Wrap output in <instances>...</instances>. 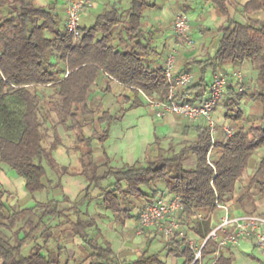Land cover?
<instances>
[{
	"label": "trees",
	"instance_id": "16d2710c",
	"mask_svg": "<svg viewBox=\"0 0 264 264\" xmlns=\"http://www.w3.org/2000/svg\"><path fill=\"white\" fill-rule=\"evenodd\" d=\"M166 1L106 2L92 25L81 24V37L75 41L58 0L48 4L0 0V163L23 177L30 193L53 188L45 159L53 169H60L61 176L69 172L68 166L59 165L52 156L61 143L58 128L62 126L75 134V148L81 151L79 174L87 181L84 195L92 196L94 187L101 188L109 179L114 181L100 193L102 205L112 213L114 222L123 226L134 217L135 200L151 203L167 192L184 199L183 224L205 239L213 227L212 214H218L216 199L230 205L235 214H262L258 210L264 200V156L251 173H245L256 152L264 148V19L256 15L264 11V0H248L241 5L239 11L247 16L245 21L231 16L233 0H204L227 18L224 24L200 30L219 38L216 50L207 57L181 59L178 71L191 72L193 79L185 91L178 89L176 97L193 104L201 103L209 91L208 70L218 71L227 64H250L255 70L254 84L245 80L244 92L229 90L220 104L233 133L227 134L220 124L213 149L210 128L200 124L194 139L180 149L166 148L157 138L143 161L115 167L105 149L103 162L96 161L93 149L96 141L105 142L108 130L95 128L85 134L91 123L111 117H97L90 103L92 91L102 82L108 91L111 81L132 88L136 96L129 109L143 105L135 87L167 96L165 61L149 58L152 45L145 34V11ZM121 99L130 100L126 95L118 96ZM243 101L257 105L246 114ZM193 124H185V135ZM50 128L55 138L47 147ZM190 156L195 161L193 168L185 164ZM244 177L243 192L236 196ZM158 182L162 186L156 185ZM8 194L0 185V264H69L63 262L66 247L56 240L58 227L46 223L48 217L61 221L58 226L69 224L66 235H76L90 250L83 262L113 264L112 245L97 241L92 232L99 230L95 218L73 219L69 212H74V206L64 207L55 198L33 206L9 207ZM198 211L207 215L197 219ZM163 241L162 252L182 259V264L192 263L193 251L184 239L164 237ZM27 245L31 248L25 253ZM216 247L215 241L208 240L203 249L207 260H213ZM162 252H144L133 264H166ZM211 262L236 264L234 254L227 250Z\"/></svg>",
	"mask_w": 264,
	"mask_h": 264
},
{
	"label": "rangeland",
	"instance_id": "374dc122",
	"mask_svg": "<svg viewBox=\"0 0 264 264\" xmlns=\"http://www.w3.org/2000/svg\"><path fill=\"white\" fill-rule=\"evenodd\" d=\"M36 3L38 0H34ZM42 3H49V0H40ZM127 2V0H123ZM192 2V3H191ZM189 6L181 7L180 12L178 14L185 15L190 21V32L191 36L195 40L194 47L183 46L179 49V52H187L189 57H207L208 54L214 53L217 45L213 44V39L217 37H212L211 35H201L200 28L202 24L205 26H214L219 25L221 21L217 19L216 15L212 16L208 14L206 11L207 7H205L206 2L203 0H191ZM66 0H58V5L63 9L65 8ZM236 2L233 5L234 8L237 7L236 13H239L240 7L236 6ZM103 6L98 5L93 9V14L91 20L93 21L96 14L102 9ZM150 9V8H149ZM147 9V10H149ZM63 11H66L63 9ZM182 11V12H181ZM233 13V9L231 11ZM240 14V13H239ZM238 14V15H239ZM260 18L264 19V11L256 14ZM220 17V16H219ZM198 19V20H197ZM240 20L245 21L247 18H241ZM88 22V20H86ZM85 21V22H86ZM150 20H147V23ZM174 24V22H173ZM147 33V34H146ZM165 33H168L167 36L174 35V29L167 27ZM147 39L151 40V45L155 47L156 53L155 57L160 60V62L165 61L169 54L163 48L164 43V34L162 31H158L151 26L149 31L145 32ZM151 37V38H150ZM172 43V39H171ZM170 43V45H171ZM170 47V46H169ZM205 48V49H204ZM169 49V48H168ZM206 51V52H205ZM177 55V63L181 64V60ZM236 67V66H235ZM240 68L244 71L246 75V80L249 83H253L255 79V70L250 64L243 65ZM249 69V72L247 71ZM213 70L210 69L207 72V82L209 83L212 77ZM254 84V83H253ZM49 90V89H47ZM46 90V91H47ZM48 92V91H47ZM122 94V95H121ZM126 95L130 98L128 101H124L121 99L118 100V96ZM136 94L132 89H113L106 90V82H102L91 93L90 103L92 107L96 111L97 117H101L104 114L109 115L111 117H107L101 123L95 124L91 123L89 127L85 128V134L89 135L95 128L108 130V137L103 144L98 141L95 142L93 149L95 151V159L99 162L104 161L103 151L104 149L108 152L111 157V165L115 167H122L124 164H132L136 161H143L147 155V152L150 148V145L155 142L157 138L162 139L163 145L167 148L169 146H174L176 150L180 149L183 145L192 141L195 137V132H190V134L185 135L182 131V127H179L178 130L172 129L171 126L165 124L164 120L160 117L155 116L152 113L151 108L149 107V103L145 96L139 94V97L143 101V105H139L134 108H130L133 99ZM257 103L254 101H243L242 109L246 114H249L253 107H256ZM95 115V116H96ZM166 118V117H163ZM219 123H228L226 120L225 111H220V117H218ZM61 143L59 146L52 151V156L57 161L59 165L68 164L69 172L66 175L61 176L60 169H53V167L49 164V161L45 159L44 166L47 172V175L50 179L54 181V187L51 190H44L37 193H30L25 188V180L23 177L19 176L14 170H12L8 165L0 163V185L2 188L8 190L7 195V205L9 207L15 206H33L37 202L45 203L50 199H58L62 201V205L65 206H74V212L70 211L69 214L71 218L76 219L78 216L82 218H97L101 221L104 219L102 216L108 215L109 217L113 216L110 211H107L102 205V199L100 197V193L102 187H107L110 182H114L112 179L106 180L102 183V187H94L91 195L85 196L82 191V186L87 184V181L84 176L77 174L79 170V155L80 151L75 148L76 146V137L74 133L67 132L63 129L62 126L58 128ZM48 137L45 142L47 147L50 146L51 142L54 140V132L52 128L48 130ZM84 149V148H83ZM264 156V148L259 149L254 157L250 160L249 168L246 171L245 175L251 173L255 166L258 164L260 159ZM188 168H193L195 165V161L193 157H189L185 162ZM73 174H72V173ZM247 177L241 182V188L237 191L236 196H239L241 192H243V185L246 183ZM46 183V180L44 179ZM59 184V185H58ZM83 184V185H82ZM58 185V186H57ZM62 185L65 188L69 189L70 195L62 194ZM158 186H162L161 183H156ZM261 211L264 208V200L260 202ZM238 207V206H236ZM264 214V213H262ZM221 213H218L217 218L220 217ZM64 221V219H63ZM104 221H108V219H104ZM46 223L52 224L56 226L58 235L59 244H62L67 247V250L64 252L63 262L70 261L69 264H75L77 259H83V256L86 255L82 252V249L85 248L84 243L79 241L80 238L76 235L72 236L71 232L67 234V229L70 230L69 224H64L63 226H58L61 224L57 218H47ZM102 225V224H101ZM63 229V230H62ZM94 232V231H92ZM63 234V236H62ZM107 237L115 238L116 234L114 231L106 232ZM120 237V236H119ZM137 237V236H136ZM79 239V240H78ZM55 240V242H56ZM146 238L137 237L135 242L139 244H146ZM39 241H42L41 239ZM164 241H159L158 239H154L152 245L149 246L148 253H158L162 252L164 247ZM54 246V243L52 244ZM30 245H27L25 248V253H28L30 250ZM81 249V250H80ZM85 250V249H84ZM235 250V263L236 264H264V255L262 256L257 248L254 247L253 244L242 242L239 247L234 248ZM90 252V250L88 249ZM81 252V253H80ZM248 254H253V257H249ZM161 256L168 263L171 262L172 256L167 255L166 252H162ZM179 263H182L183 260L179 259ZM78 262V261H77ZM87 263V262H86ZM85 263V264H86Z\"/></svg>",
	"mask_w": 264,
	"mask_h": 264
},
{
	"label": "built area",
	"instance_id": "2783aa9c",
	"mask_svg": "<svg viewBox=\"0 0 264 264\" xmlns=\"http://www.w3.org/2000/svg\"><path fill=\"white\" fill-rule=\"evenodd\" d=\"M94 0H66L67 28L73 34L74 40L81 37V17L86 8L93 4ZM174 35L169 47L166 60L165 75L169 84L168 94L165 97L158 93L148 94L141 88L134 89L146 97L149 107L155 116L163 118L168 115H179L189 121L203 119L210 128L212 148L220 126L217 110L226 99L229 90L237 92L245 91V73L240 68H232L229 71H214L209 83V91L199 104H193L177 99L178 89L185 91L193 79L191 72H179L176 63L179 49L184 45L195 46V40L191 36L190 21L183 14H177L173 24ZM132 89L130 87H127ZM133 90V89H132ZM189 95L187 94V97ZM223 129L227 134L233 133L229 124L224 123ZM211 165L212 162L209 160ZM184 199L179 195H170L163 192L156 199L144 205L137 218V232L141 233L146 228H154L163 238L176 237L184 239L193 251L191 264L213 263L222 250L237 246L241 240L252 242L260 253L264 255V215L259 213L235 214L230 205L215 201L220 217H213V227L205 239L196 241L189 235L187 227L183 224ZM207 214L203 211L196 212V218H204ZM216 242L217 247L213 254V260H207L203 249L208 240Z\"/></svg>",
	"mask_w": 264,
	"mask_h": 264
},
{
	"label": "crops",
	"instance_id": "0c3cea01",
	"mask_svg": "<svg viewBox=\"0 0 264 264\" xmlns=\"http://www.w3.org/2000/svg\"><path fill=\"white\" fill-rule=\"evenodd\" d=\"M54 1L55 0H49L48 2L50 3V2H54ZM109 1H112V2L115 1L116 2L118 0H94L93 4L91 6H89L88 8H86L85 11L83 12L82 17H81V24L82 25H88V26L92 25L95 21V18L93 21L91 20V18H92L91 16L93 14L92 10L95 9V7L98 5L104 6V4L106 2H109ZM189 1H191V0H167L163 6L158 7V8H150L149 10L145 11V28H146V30L149 31V28H151V26H152L153 28L155 27L156 30L163 32V34H164L163 36L165 38L164 43H163V48L167 52L169 50L168 48L170 46L171 39L173 38V36H170V34L167 36L168 33H165V30L167 27H169V25L171 28H173V22H174L175 16L178 14V12H180L182 6L187 7L192 3V2L189 3ZM246 1H248V0H233L232 5H234L236 2V4H237L236 6L241 7V5L244 4ZM38 2L42 3L40 0H38ZM204 2H206V1H204ZM42 4H48V3L43 2ZM205 5H206L205 7H207V9H206V11H208L207 13L211 14L212 16L216 15L218 17L217 19H219V21H221L219 25L224 24L226 22V20H227L226 16L220 15L215 10V8L213 7L212 4L206 2ZM63 9H65V8H63ZM232 9H233V13L231 12V16L234 19L240 20L241 18H245V19L247 18V16H244L240 12H239L240 14L236 13L237 7L234 8L232 6L231 11H232ZM86 20H88V22ZM147 20H150V21L147 23ZM205 23H204V25L202 24L200 30H202L204 28H215V27L219 26V25H214L212 27L205 26ZM201 35L203 36V35H211V34L201 32ZM218 40H219L218 37L216 39H213V44L217 45ZM148 41H150V43L152 42L150 39ZM156 52L157 51H156L155 47L152 46V49H151L150 54H149L150 55L149 58L152 61L159 60L155 57ZM211 54H214V53H211ZM178 57L180 58V60L182 58H191V57H189V54H187V52H185V51H183V52L180 51ZM197 58H200V57H197ZM176 67L178 69L180 67V65H178V63H177ZM232 68H236V67L233 64H227L224 66V69H220V70L229 71ZM247 71L249 72V69ZM213 73H214V71H213ZM110 85H111V90L118 89V88L122 89V90L128 89L127 87L118 83L117 81H111ZM220 111H221V108H218V110H217V116L218 117H220ZM162 119L164 120L165 124H168L169 126H171L172 129L178 130L179 127H182V131H183V127L185 126V124H187V122L189 121V120H187V119H185L179 115H168V116H166V118H162ZM193 122H194V124L192 125L190 132L191 131L195 132L196 125L206 124L203 119L193 121ZM220 124H224V123H220ZM83 148H82L83 151L87 150V148H85V147H83ZM79 157H80V155H79ZM78 161H79V159H78ZM97 162H99V160ZM62 166H68V164H66V163L62 164ZM76 172H77V174H79V170L77 171V169H76ZM84 187H85V184L82 186V188L84 189ZM48 190H51V189L48 188L47 191ZM68 191H69V189L65 188L64 185H62V190H61L62 194L60 193V195H64V194L70 195V193ZM135 202H136V209L134 212V217L128 219L123 226H120L116 222H114V216H111V217H109L108 215L102 216L104 219H108L107 222L104 221V219H102V223L99 219L96 218L99 230L93 232L94 237L99 242H109L112 245V248L115 252L113 264H133L144 252L148 253V250L150 249L149 246L152 245L154 239H158L161 242L164 239L154 228H146L141 233L137 232V226H138L137 225V218H138L139 211L142 209V207L144 205H146L150 202L145 201L143 199L142 200H135ZM63 206L64 207H70V206H65V205H63ZM261 206L262 205L259 203L258 212L264 213V208H262V211H261ZM108 230L110 232H112V231L115 232V234H116L115 238L105 236L106 232H108ZM188 232H189V235L192 238H194L196 241H199L201 239L197 234H195V232L191 231L189 228H188ZM136 236L146 238V240H145L146 244H144V243L139 244L138 242H135V239L137 238ZM79 241H82V240L80 239ZM242 242H247V243L253 244L252 242H250L248 240H241L237 246L229 247V248L225 249V251L226 250L230 251L235 255L234 248H236V247L238 248ZM83 247H85V248L82 249V252H84V254L86 256H88L90 254V252L88 251V248L85 245ZM254 247H255V245H254ZM66 250H67V247H66ZM260 254L263 256L262 253H260ZM248 255H249V257H253V254H248ZM162 259L164 260L163 257H162ZM82 260L77 259L75 264H85L86 262H83ZM178 260H179V258L172 256L171 262L168 263L166 261V264H182V263H179ZM68 262L70 263V261H68Z\"/></svg>",
	"mask_w": 264,
	"mask_h": 264
}]
</instances>
